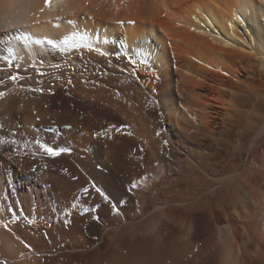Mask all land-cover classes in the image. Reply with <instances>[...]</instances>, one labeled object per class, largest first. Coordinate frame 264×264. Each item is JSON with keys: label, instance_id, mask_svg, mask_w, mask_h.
<instances>
[{"label": "bare ground", "instance_id": "obj_1", "mask_svg": "<svg viewBox=\"0 0 264 264\" xmlns=\"http://www.w3.org/2000/svg\"><path fill=\"white\" fill-rule=\"evenodd\" d=\"M0 41V262L264 264V0H0Z\"/></svg>", "mask_w": 264, "mask_h": 264}, {"label": "rangeland", "instance_id": "obj_2", "mask_svg": "<svg viewBox=\"0 0 264 264\" xmlns=\"http://www.w3.org/2000/svg\"><path fill=\"white\" fill-rule=\"evenodd\" d=\"M6 41V40H5ZM6 53V48H5V44H0V54H5ZM42 70H44V71H46L45 73L46 74H48V71H50V70H48V69H46L45 67H42V69H40V73H42L41 71ZM51 91H49V93H50ZM40 93H42V92H40ZM161 114V115H160ZM158 117H160V119H164L165 117H164V115H163V113L160 111L159 113H158ZM163 123H165V122H163ZM162 123H160V125H159V132H158V136L159 135H166V133H167V128H168V126H167V124H165V126L164 127H162L163 125H161ZM19 127V129H21L22 130V128H20V126H18ZM53 130H54V128H52ZM49 131V130H48ZM122 135H124V136H128V135H126L125 134V132H123L122 133ZM128 137H130V136H128ZM234 138V141H235V139L237 140L238 139V136H234L233 137ZM244 138H246V137H244ZM249 138V137H248ZM247 140L248 139H246V142H247ZM244 143H245V140H244ZM246 144V143H245ZM167 150L169 151V154H170V156H171V158L170 159H172L173 157V161H175L176 159H177V155H175L170 149H169V147L167 148ZM178 151V150H177ZM245 151V150H244ZM243 151V155H244V158L246 157V152H244ZM177 153H179L180 155V157H182L183 156V158L184 157H187L188 156V153H186L185 151L183 152V150L181 151H178ZM173 156H172V155ZM176 157V158H175ZM180 161L182 160V159H179ZM179 160H176V161H178V164H180V165H177L176 167H173L172 165H171V167H170V164L168 165V163L166 164L167 165V167H168V169H171V172L172 171H174V173L172 172L171 174L172 175H175V176H173L174 178L176 177V176H179L178 174H181V181L179 180V177L177 178L178 180H179V182L183 185H181V184H179V183H177V179L175 178V179H173V178H171V180L173 179V180H176V181H174V182H176V185L177 184H179L180 186H181V188L182 187H184V188H182L183 190H185V191H183L182 189V191L184 192V193H186V192H188V190H189V188L191 187L192 188V186L193 185H196L197 184V186H196V188L198 187V193L196 192L197 190L195 189V186H194V189L196 190V191H194V189L193 190H191V188H190V191H192V193L191 192H188V193H186V195L188 196V194L189 195H195V199L197 200L198 199V201H196L195 200V202H199L200 204H203L204 202H205V204L207 205V201H208V199L210 200L211 199V193H212V191H211V188L213 187L212 186V183H215V182H218L219 183V181H218V179H221V175H222V164H221V161H215V162H217V163H215L214 162V160L212 161V160H210L209 159V161L207 162L206 161V159L201 163V164H199V165H196V164H194V166H192V165H187V164H184V162L182 163V161L179 163ZM208 160V159H207ZM210 161H212V162H210ZM214 162V163H213ZM166 163V162H165ZM221 165H220V164ZM184 166H183V165ZM161 165H165L164 164V162H162V164ZM203 165V166H202ZM210 165V167H207V166H209ZM181 166V167H180ZM186 166V167H185ZM215 166V167H214ZM217 166V167H216ZM182 168L183 170H181L180 168ZM204 169H203V168ZM178 168V170H176ZM185 168V169H184ZM200 168V169H199ZM221 168V169H220ZM173 169V170H172ZM193 169V170H192ZM212 169V170H211ZM207 170V171H206ZM184 171V172H183ZM192 173H191V172ZM194 171V172H193ZM185 172H186V174H185ZM190 172V173H189ZM198 172V173H197ZM202 172V173H201ZM208 172V173H207ZM221 172V173H220ZM183 173V174H182ZM188 173V174H187ZM219 173V174H218ZM184 174H185V176H184ZM195 174V175H194ZM186 175H188V178H190L189 179V183L190 184H188V178H187V176ZM191 177H190V176ZM182 176L183 177H186V178H184V180L182 179ZM218 176V177H217ZM194 177V178H193ZM211 177H213V178H211ZM192 178V179H191ZM204 180H203V179ZM218 178V179H217ZM28 179H31V176H29L28 177ZM187 182H186V181ZM195 180H197L196 182H195ZM173 182V181H172ZM173 182V184H175ZM211 182V183H210ZM186 183V184H185ZM192 183V184H191ZM196 183V184H195ZM202 183V184H201ZM188 184V185H187ZM216 185H217V183H215ZM214 184V185H215ZM190 185V186H189ZM187 186V187H186ZM204 186V187H203ZM210 186V189L209 188H206V187H209ZM186 187V188H185ZM204 188V190L207 192V191H211V192H204V190H203V193H205L206 195L208 194V193H210V197H206L205 196V194H203L202 195V189ZM186 189H187V191H186ZM207 189H209V190H207ZM181 191V192H182ZM201 191V192H200ZM176 193L175 191H168V193L166 194V195H164L162 198L163 199H168V197L169 198H171V200H172V196L174 197V193ZM169 193H171V194H169ZM173 193V194H172ZM184 193H179L177 196H176V194H175V197H178L180 194L182 195V196H186V195H183ZM191 193V194H190ZM170 196H169V195ZM196 194H197V196H196ZM199 194H200V196H199ZM168 195V196H167ZM191 195V197H193ZM209 195V194H208ZM167 196V197H166ZM166 197V198H165ZM174 197V198H175ZM190 196H189V198H191ZM197 197H204V198H201V200H200V198H197ZM205 197H206V199H205ZM185 198H188V197H185ZM202 199H203V201H202ZM190 200H194V198H191ZM200 200V201H199ZM206 200V201H205ZM194 202V201H193ZM209 202V201H208ZM205 204H203V205H205Z\"/></svg>", "mask_w": 264, "mask_h": 264}, {"label": "snow or ice", "instance_id": "obj_3", "mask_svg": "<svg viewBox=\"0 0 264 264\" xmlns=\"http://www.w3.org/2000/svg\"><path fill=\"white\" fill-rule=\"evenodd\" d=\"M52 3V0H44V4H45V7H48L50 6ZM41 11H43V9H41ZM15 39L18 40V41H23V42H26L27 41V37L26 36H20V35H16L15 36ZM70 39V37H64V39L62 41H60V43H63V44H67L68 40ZM36 44H47L48 46L52 47V48H56L57 47V41L53 40V39H48V38H45L44 40H40V39H37L35 41ZM0 44H5V47H6V53L7 54H0V61H3L6 65H7V68H0V71H7L9 69H12L13 68V58H14V52H13V49L11 47H7V43L4 42V41H0ZM103 54V53H101ZM21 65L20 64H16L15 65V68L17 69L16 72H14L13 74L11 75H8L6 78H0V85H3L5 83V80H10L12 81L13 83L17 82L18 80L20 79H23L22 76L19 75V69H20ZM58 67V65H57ZM69 83H71V81H69ZM29 90H32V91H37V89H29ZM39 91H43V89H40ZM6 95L5 92H0V97H4ZM103 134H106V133H103ZM97 135H101V133H98ZM6 141L4 140H0V144H3L5 143ZM7 143H10V144H13L15 145L17 143V141L15 139L11 140V141H7ZM35 143L38 145L39 149L41 151H43L47 156L49 157H52V158H55V157H58L62 154H64L65 152H70L71 149H66V148H57V147H53V146H49L48 144L44 143V142H41L39 139H36L35 140ZM33 171H35V169H33ZM133 187H136L135 184H133ZM96 191L98 193H100L105 200H108L109 198L102 192V190L100 188H96ZM84 192L87 193L88 192V189L85 188L84 189ZM73 208L76 207L75 204L72 205ZM99 207V205H97V208ZM112 207V211L114 212H117L118 213V206L113 203L111 205ZM13 210L12 209H9V212H12ZM89 211V209H85V212ZM12 219H15V216H12L11 217ZM97 220H99L100 218L97 216L96 217ZM5 227H7V224L4 225ZM0 264H3V262H0Z\"/></svg>", "mask_w": 264, "mask_h": 264}]
</instances>
